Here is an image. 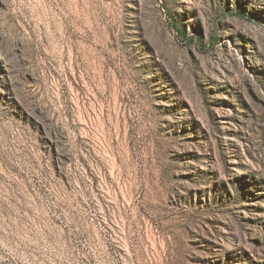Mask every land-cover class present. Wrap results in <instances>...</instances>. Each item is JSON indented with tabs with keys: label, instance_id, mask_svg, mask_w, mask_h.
I'll list each match as a JSON object with an SVG mask.
<instances>
[{
	"label": "rangeland",
	"instance_id": "rangeland-1",
	"mask_svg": "<svg viewBox=\"0 0 264 264\" xmlns=\"http://www.w3.org/2000/svg\"><path fill=\"white\" fill-rule=\"evenodd\" d=\"M0 264H264V0H0Z\"/></svg>",
	"mask_w": 264,
	"mask_h": 264
}]
</instances>
